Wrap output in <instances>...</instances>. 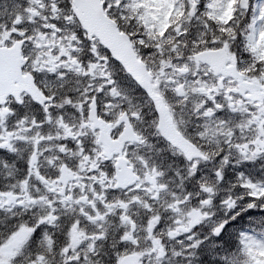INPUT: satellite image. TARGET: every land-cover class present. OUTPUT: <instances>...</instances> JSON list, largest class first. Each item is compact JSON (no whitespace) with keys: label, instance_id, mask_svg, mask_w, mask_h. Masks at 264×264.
<instances>
[{"label":"snow or ice","instance_id":"snow-or-ice-1","mask_svg":"<svg viewBox=\"0 0 264 264\" xmlns=\"http://www.w3.org/2000/svg\"><path fill=\"white\" fill-rule=\"evenodd\" d=\"M0 264H264V0H0Z\"/></svg>","mask_w":264,"mask_h":264}]
</instances>
